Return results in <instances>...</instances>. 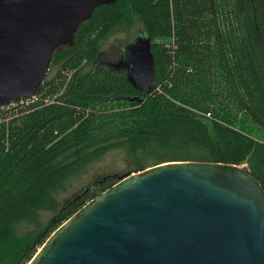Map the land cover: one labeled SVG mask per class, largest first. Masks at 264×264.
Returning <instances> with one entry per match:
<instances>
[{"label": "trees", "instance_id": "obj_1", "mask_svg": "<svg viewBox=\"0 0 264 264\" xmlns=\"http://www.w3.org/2000/svg\"><path fill=\"white\" fill-rule=\"evenodd\" d=\"M124 23L152 41L149 95L103 58ZM50 71L37 102L0 109V264H29L61 225L118 183L94 182L43 231L22 233L113 150L131 151L136 172L174 161L246 166L264 189V0H118L56 50Z\"/></svg>", "mask_w": 264, "mask_h": 264}, {"label": "water", "instance_id": "obj_2", "mask_svg": "<svg viewBox=\"0 0 264 264\" xmlns=\"http://www.w3.org/2000/svg\"><path fill=\"white\" fill-rule=\"evenodd\" d=\"M117 1L0 0V108L36 96L56 50ZM139 29L107 66L149 95L156 66ZM29 264H264V189L246 166L159 164L87 203Z\"/></svg>", "mask_w": 264, "mask_h": 264}, {"label": "rangeland", "instance_id": "obj_3", "mask_svg": "<svg viewBox=\"0 0 264 264\" xmlns=\"http://www.w3.org/2000/svg\"><path fill=\"white\" fill-rule=\"evenodd\" d=\"M138 34H140V29L135 24L124 23L117 27L106 40L102 49L104 60L110 63L117 62L121 56L122 48L129 43L133 36ZM137 167V160L128 149L110 151L100 161L89 165L78 177L71 179L64 189L58 191L55 195V200L58 203L56 210L39 212L35 221L24 223L22 233L35 235L43 231L60 209L91 184L104 177H107L108 184L119 182L129 173H136Z\"/></svg>", "mask_w": 264, "mask_h": 264}, {"label": "built area", "instance_id": "obj_4", "mask_svg": "<svg viewBox=\"0 0 264 264\" xmlns=\"http://www.w3.org/2000/svg\"><path fill=\"white\" fill-rule=\"evenodd\" d=\"M38 100V95L29 98V99H22L19 100L18 102L8 105V106H3L0 109H6V108H10V107H16V106H21V107H25V106H30L31 104H34L35 102H37ZM208 117H210V114L207 115Z\"/></svg>", "mask_w": 264, "mask_h": 264}]
</instances>
